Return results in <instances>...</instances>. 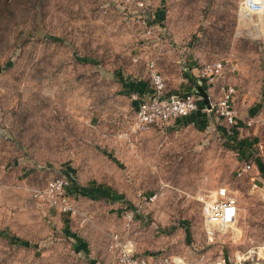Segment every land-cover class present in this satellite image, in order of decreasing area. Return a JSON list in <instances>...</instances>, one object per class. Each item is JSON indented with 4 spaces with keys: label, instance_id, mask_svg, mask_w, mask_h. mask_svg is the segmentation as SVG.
I'll return each mask as SVG.
<instances>
[{
    "label": "rangeland",
    "instance_id": "374dc122",
    "mask_svg": "<svg viewBox=\"0 0 264 264\" xmlns=\"http://www.w3.org/2000/svg\"><path fill=\"white\" fill-rule=\"evenodd\" d=\"M146 2L134 12L126 0H0V264H115L113 231L149 257L264 264V12L241 0ZM139 12L158 14L151 35ZM150 58L170 94L223 59L224 76L202 81L213 106L197 95L188 118L136 131L125 83L150 84ZM224 82L236 89L234 123L221 113ZM64 174L76 185L69 211L45 191ZM220 191L240 211L210 240L199 197Z\"/></svg>",
    "mask_w": 264,
    "mask_h": 264
},
{
    "label": "built area",
    "instance_id": "2783aa9c",
    "mask_svg": "<svg viewBox=\"0 0 264 264\" xmlns=\"http://www.w3.org/2000/svg\"><path fill=\"white\" fill-rule=\"evenodd\" d=\"M126 2L129 10L134 12L143 10L147 6L146 0H126ZM240 9L245 13L264 12V0H241ZM136 21L144 25L145 32L151 35L159 18L156 13L150 18L139 12L136 14ZM139 58V56H136L134 60L137 61ZM225 69L226 63L223 59L208 62L201 68L198 74L199 80L213 84L224 76ZM149 78L153 89L150 96L144 97L133 92L136 103V131H142L155 125H168L173 121L190 116L199 109L200 101L193 90L171 94L165 92L167 87L166 77L153 58L149 59ZM221 88L223 90V96L219 101L222 107L221 113L230 123H234L237 114L231 106V102L234 100L235 86L224 82ZM252 166L251 162H246L237 169V174L239 176L245 174ZM70 184L69 176L64 174L50 180L45 187L52 203L60 205L65 211L72 209L70 201L73 193L68 191ZM199 198L203 201L206 233L210 240L214 239L217 226H228L236 223L240 207L238 198L235 195L220 191L208 196L201 195ZM134 217L135 212L133 211L125 214L127 229L131 228ZM110 236L108 249L115 254V264H187L186 259L180 255L149 257L139 254L137 242L128 234L123 235L113 231ZM239 262H241L240 257Z\"/></svg>",
    "mask_w": 264,
    "mask_h": 264
},
{
    "label": "crops",
    "instance_id": "0c3cea01",
    "mask_svg": "<svg viewBox=\"0 0 264 264\" xmlns=\"http://www.w3.org/2000/svg\"><path fill=\"white\" fill-rule=\"evenodd\" d=\"M185 81H187L186 78H185ZM125 84H127V86L132 88L134 92L144 97L150 96L153 92L152 86L149 84V82L146 80H142V78H139L136 81L131 80V82H126ZM190 90H193V88H191L190 85L187 84V86L185 87V91H190ZM167 94H170V93H167ZM114 262L115 260L113 261V263Z\"/></svg>",
    "mask_w": 264,
    "mask_h": 264
},
{
    "label": "water",
    "instance_id": "95a60500",
    "mask_svg": "<svg viewBox=\"0 0 264 264\" xmlns=\"http://www.w3.org/2000/svg\"><path fill=\"white\" fill-rule=\"evenodd\" d=\"M193 91L195 94L200 95L204 99V103L206 106L211 107L212 104L209 100V92L208 90L203 86L202 81L195 78V85L193 87Z\"/></svg>",
    "mask_w": 264,
    "mask_h": 264
},
{
    "label": "trees",
    "instance_id": "16d2710c",
    "mask_svg": "<svg viewBox=\"0 0 264 264\" xmlns=\"http://www.w3.org/2000/svg\"><path fill=\"white\" fill-rule=\"evenodd\" d=\"M156 15H158V14L156 13ZM160 15H161V14H160ZM162 16H164V11L162 12ZM129 89H130V92H131V91H132V93L134 92L132 88L129 87ZM203 102H204V101H203ZM188 117H189V116H188ZM188 117H186V118H188ZM75 187H76L75 183H74L73 181H71V184H70V186H69V188H68V191L73 193V189H75Z\"/></svg>",
    "mask_w": 264,
    "mask_h": 264
}]
</instances>
